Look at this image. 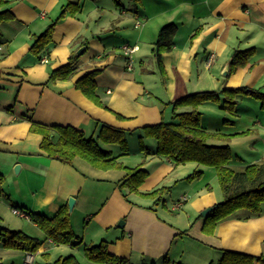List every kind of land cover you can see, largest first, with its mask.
I'll use <instances>...</instances> for the list:
<instances>
[{
    "label": "crops",
    "instance_id": "obj_1",
    "mask_svg": "<svg viewBox=\"0 0 264 264\" xmlns=\"http://www.w3.org/2000/svg\"><path fill=\"white\" fill-rule=\"evenodd\" d=\"M71 1L79 2L81 11L66 14L57 23L53 42L43 55L48 61L43 62L31 52L34 37ZM120 1L118 6L116 0H13L16 19L0 26V228L9 224L2 206L13 213L19 209L32 221L31 212L53 217L74 197L70 214L79 239L74 244L46 239L33 253L34 264L70 254L81 264H103L89 260L84 251L86 244L102 240L108 242L110 252L126 258V264H166L164 259L209 264L218 261L225 249L264 254V205L260 213L240 209L220 220L214 233L203 231L202 211L224 198L214 167L196 162L175 166L164 156L145 158L139 147L131 148L120 159L148 171L140 192L170 188L159 200L122 189L123 170L99 169L79 157L74 164L59 162L41 148L44 136L32 130L33 122L71 125L97 137L101 123L133 130L169 121L170 103L194 92L241 85L264 91V0ZM170 22L178 24V32L174 48L163 53V75L153 48L159 30ZM124 45L139 48L129 58ZM82 47L77 75L48 82L51 70ZM248 48H255L249 63L229 74L235 52ZM94 69H101L96 80L107 108L75 86L77 77ZM252 99L240 96L236 115L213 103L200 107L202 114L207 105L222 111L211 112L220 123L201 120L212 131L234 134L227 141L211 142L230 145L234 154L230 165L236 170L264 163V119L251 113L244 118L257 103L249 102ZM144 143L152 150L157 147L153 138H144ZM196 169L204 174L188 180ZM75 212L82 217V226L73 221ZM121 220L123 226L118 225ZM27 253L4 248L0 240V264H25Z\"/></svg>",
    "mask_w": 264,
    "mask_h": 264
},
{
    "label": "trees",
    "instance_id": "obj_2",
    "mask_svg": "<svg viewBox=\"0 0 264 264\" xmlns=\"http://www.w3.org/2000/svg\"><path fill=\"white\" fill-rule=\"evenodd\" d=\"M13 0H0V26L15 20L11 4ZM138 4L141 0H132ZM116 4H121L116 0ZM81 11L79 2H67L60 15L54 19L45 30L34 37L31 52L42 59L53 42L54 29L57 23L66 14L76 15ZM178 24L166 23L159 30L154 43L153 54L160 71L165 75L166 71L162 61L163 53L174 48ZM2 31L0 29V36ZM87 42L83 44L87 46ZM255 54V48L238 50L233 55L229 66V74H233L240 66L249 63ZM82 54L75 50L63 65L54 68L50 72L48 82L57 80H71L78 73V67ZM101 69L88 71L75 80V86L97 105L107 108L99 96L96 77ZM0 90L3 86H1ZM240 96L253 97L262 102L264 108V91L258 88H250L247 85L227 87L220 91H198L185 95L170 104L173 107L171 119L161 120L158 123L147 124L141 128L127 130L112 125L101 123V130L97 137L88 136L84 130L71 125H44L32 123V130L41 133L44 137L41 148L52 159L68 164H74L77 157L89 162L91 166L99 169H118L125 171L124 177L119 181L122 189L141 194L146 197L161 199L169 191V187H162L149 193L140 192V187L148 177V171L141 165L129 167L120 159L121 156L131 153L129 138L138 134L139 149L144 157L148 155L164 156L175 166L187 162H196L202 166L214 167L223 191L224 198L213 206V209L205 216L203 231L214 233L217 223L234 214L240 209H246L256 214L262 212L264 205V163L249 164L244 170L234 169L230 163L234 154L229 144H214L212 140H229L234 134L208 129L202 119L200 107L204 104H217L222 110L233 115L238 111V98ZM10 108V107H9ZM228 122V121H226ZM144 138H153L157 141L156 149L152 150L144 143ZM102 143L110 146H118L120 151L116 155L113 149H105ZM204 174L203 169H196L188 175V180L200 178ZM32 221L44 231L46 239H52L57 244H74L79 236L74 231L69 213V205L62 206L53 217H46L40 213L31 212ZM0 240L2 246L8 249H18L26 252H37L43 244V240L31 236L22 230H14L8 227L0 228ZM81 243V242H79ZM78 243V244H79ZM84 251L89 260L103 264H126L128 260L109 251L108 242L102 240L97 244L84 246ZM166 264L171 263L164 259ZM264 263V254L253 255L245 252L225 249L217 262L209 264H255ZM36 264H81L74 254L60 256L54 261L37 262Z\"/></svg>",
    "mask_w": 264,
    "mask_h": 264
},
{
    "label": "rangeland",
    "instance_id": "obj_3",
    "mask_svg": "<svg viewBox=\"0 0 264 264\" xmlns=\"http://www.w3.org/2000/svg\"><path fill=\"white\" fill-rule=\"evenodd\" d=\"M247 102V101H246ZM249 102H257L256 105L254 106L252 104V106H250V109L247 111V113L244 115V118L247 117L248 114L251 113V116H256L257 118L259 119H264V109L262 108V102L260 100H257V99H252V101H249ZM245 105H241L240 103V107H244ZM246 107V106H245ZM172 110V109H171ZM170 110V112H171ZM203 110L205 111L204 114H202V120H204L205 122H207V120L209 119H213V121L217 122V123H220L221 120L216 118L215 116H213L211 114V112H222L220 111L219 109H217L216 107H209L208 105L207 106H204L203 107ZM215 117V118H213ZM135 136H138V134H134L133 138L130 139L129 141V144L131 146V148L133 147H136L137 148L139 147V140L137 137ZM103 147L105 149H108L109 147H107L106 145H103ZM111 149H113L114 153L115 154H118L119 153V147L118 146H112L110 147ZM14 200V199H13ZM2 209H3V212L5 213V216L7 217V220H8V223L9 224H6V227H10L11 229H15V230H22L24 231L25 233L31 235V236H34V237H37L39 238L40 240H43L45 241L46 240V236H45V233L44 231L38 226L39 230H35L33 228V223L34 221H27L26 218L20 216V215H16L13 213L12 209L11 208H7V206H2ZM24 210V209H22ZM160 212L164 215H166V212L160 207L159 208ZM26 211V210H24ZM74 217L73 218V221L74 222H77V225L79 226H82V217L80 216L79 213H76L75 212V215H73ZM23 223H27V225L25 226V229L27 231H25L24 228H22L21 225H23ZM11 225V226H9ZM29 231V232H28ZM189 242V241H188ZM188 242L185 241L184 244H185V247L187 248V245H188ZM87 245V244H86ZM217 262V260H216Z\"/></svg>",
    "mask_w": 264,
    "mask_h": 264
},
{
    "label": "built area",
    "instance_id": "obj_4",
    "mask_svg": "<svg viewBox=\"0 0 264 264\" xmlns=\"http://www.w3.org/2000/svg\"><path fill=\"white\" fill-rule=\"evenodd\" d=\"M1 48V47H0ZM138 46H130V45H124L123 46V53H125V55L127 56V57H129V58H131L132 57V54L136 51V50H138ZM212 58V57H211ZM211 58H210V60H209V62H208V64L209 63H211ZM42 61L43 62H47L48 61V57L47 56H44L43 58H42ZM132 62H130V66L132 65L131 64ZM180 204H178L177 206H179ZM14 213L15 214H18V215H20V216H23V217H29V215L28 214H26L25 212H23V211H21V210H19V209H14ZM25 264H34V254H33V252H28L27 253V255H26V258H25Z\"/></svg>",
    "mask_w": 264,
    "mask_h": 264
},
{
    "label": "water",
    "instance_id": "obj_5",
    "mask_svg": "<svg viewBox=\"0 0 264 264\" xmlns=\"http://www.w3.org/2000/svg\"><path fill=\"white\" fill-rule=\"evenodd\" d=\"M78 54H82L84 52V47L78 49ZM228 70L225 71V74H227ZM19 166L16 167V171L18 170ZM75 203H76V199L74 197H70L69 198V202H68V205H69V213H72L73 209H74V206H75ZM213 209V207H209V208H206L205 210L202 211V214L204 216H206L211 210ZM124 224V220H121L119 222V226H123Z\"/></svg>",
    "mask_w": 264,
    "mask_h": 264
}]
</instances>
